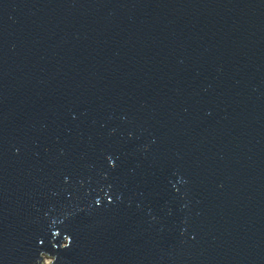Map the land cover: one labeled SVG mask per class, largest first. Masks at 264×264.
Masks as SVG:
<instances>
[{"label": "water", "instance_id": "obj_1", "mask_svg": "<svg viewBox=\"0 0 264 264\" xmlns=\"http://www.w3.org/2000/svg\"><path fill=\"white\" fill-rule=\"evenodd\" d=\"M264 264V0H0V264Z\"/></svg>", "mask_w": 264, "mask_h": 264}, {"label": "rangeland", "instance_id": "obj_2", "mask_svg": "<svg viewBox=\"0 0 264 264\" xmlns=\"http://www.w3.org/2000/svg\"><path fill=\"white\" fill-rule=\"evenodd\" d=\"M53 261V258L50 256H44L43 264H50Z\"/></svg>", "mask_w": 264, "mask_h": 264}]
</instances>
